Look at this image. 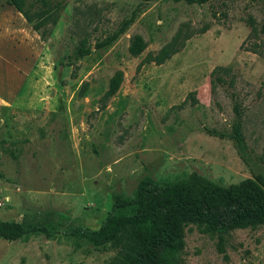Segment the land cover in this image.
<instances>
[{"label":"rangeland","instance_id":"374dc122","mask_svg":"<svg viewBox=\"0 0 264 264\" xmlns=\"http://www.w3.org/2000/svg\"><path fill=\"white\" fill-rule=\"evenodd\" d=\"M81 40L88 51L67 62ZM193 175L264 179V0H66L44 38L0 0V221L57 231L0 239V264H105L112 245L62 232L96 230L142 178ZM216 242L187 225L176 264H264V222Z\"/></svg>","mask_w":264,"mask_h":264},{"label":"trees","instance_id":"16d2710c","mask_svg":"<svg viewBox=\"0 0 264 264\" xmlns=\"http://www.w3.org/2000/svg\"><path fill=\"white\" fill-rule=\"evenodd\" d=\"M172 1L202 4L206 0ZM4 3L44 38L57 24L66 0H4ZM126 24L127 21H123L115 32L95 44V48L109 46ZM46 26L50 27L44 29ZM142 49L140 39L134 38L128 51L137 56ZM87 51L88 47L81 40L65 59L74 62ZM119 81L120 73L116 72L111 87L117 88ZM230 139L241 149L239 120L232 126ZM257 180L261 186L251 179L221 186L194 175L183 182H157L145 177L138 182L132 198L113 197L108 213L96 230L73 227L64 230L62 235L83 240L93 247L112 245L116 253L105 264H176L173 254L180 247L187 225H195L202 233L214 237L221 251L227 229L264 222V179L257 177ZM35 234L50 238L57 231L44 225L22 227L18 223L0 221V239L15 241Z\"/></svg>","mask_w":264,"mask_h":264}]
</instances>
